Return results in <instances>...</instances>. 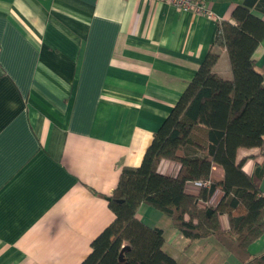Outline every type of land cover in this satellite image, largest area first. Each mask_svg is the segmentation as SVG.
<instances>
[{
    "label": "crops",
    "instance_id": "crops-1",
    "mask_svg": "<svg viewBox=\"0 0 264 264\" xmlns=\"http://www.w3.org/2000/svg\"><path fill=\"white\" fill-rule=\"evenodd\" d=\"M244 1L206 0L209 16L160 0H0V264L87 257L115 218L108 197L122 168L141 164L215 47L219 20L235 23ZM251 11L264 20V0ZM214 49L213 71L231 79L227 50ZM253 57L264 79V37ZM237 161L251 176L263 172V192L264 147H239ZM158 170L176 177L180 163L162 159ZM224 174L214 163L210 180ZM222 195L218 188L208 203ZM134 214L163 230V249L178 264H188V252L203 255L198 264H243L213 236L188 239L150 205L138 203ZM219 218L228 229V215ZM249 251L264 253V233Z\"/></svg>",
    "mask_w": 264,
    "mask_h": 264
},
{
    "label": "trees",
    "instance_id": "trees-1",
    "mask_svg": "<svg viewBox=\"0 0 264 264\" xmlns=\"http://www.w3.org/2000/svg\"><path fill=\"white\" fill-rule=\"evenodd\" d=\"M257 0L237 5L232 18L219 20L214 46L189 82L175 107L154 133L139 166H124L108 197L114 220L91 243L80 264H178L163 249L164 235L135 216L138 203L169 215L185 237H215L243 264H264V253L253 255L249 245L264 233L262 173L249 175L237 161L239 147H264V79L256 68L255 49L264 37V20L251 9ZM229 55L232 78L213 71L219 52ZM162 159L180 163L176 177L158 170ZM214 163L224 179L210 180ZM208 181L199 194L188 183ZM223 191L216 206L208 202ZM226 213L229 228L219 215Z\"/></svg>",
    "mask_w": 264,
    "mask_h": 264
},
{
    "label": "built area",
    "instance_id": "built-area-1",
    "mask_svg": "<svg viewBox=\"0 0 264 264\" xmlns=\"http://www.w3.org/2000/svg\"><path fill=\"white\" fill-rule=\"evenodd\" d=\"M175 6L177 9L182 11H195L197 13H205L211 16V11L207 7L206 0H160ZM195 185L201 187L209 184L208 181H194ZM264 197V191L262 192ZM208 202H203L207 204Z\"/></svg>",
    "mask_w": 264,
    "mask_h": 264
},
{
    "label": "rangeland",
    "instance_id": "rangeland-1",
    "mask_svg": "<svg viewBox=\"0 0 264 264\" xmlns=\"http://www.w3.org/2000/svg\"><path fill=\"white\" fill-rule=\"evenodd\" d=\"M213 239V238H212ZM212 248V247H211ZM212 252H214V253H216L217 254V252L215 251V249L214 250H208V253H212ZM213 253V254H214ZM182 254V258H181V263H182V261H184V260H186V261H188V264H198V263H201V260H202V258H203V255L202 256H200V252H197L196 254H194V255H191V252H188V253H185V254H183V253H181ZM188 258V259H187ZM219 264H221V262L219 263ZM228 264V263H227Z\"/></svg>",
    "mask_w": 264,
    "mask_h": 264
}]
</instances>
